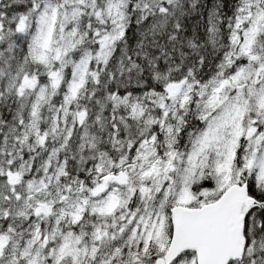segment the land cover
Here are the masks:
<instances>
[{
  "label": "snow or ice",
  "instance_id": "1",
  "mask_svg": "<svg viewBox=\"0 0 264 264\" xmlns=\"http://www.w3.org/2000/svg\"><path fill=\"white\" fill-rule=\"evenodd\" d=\"M0 264H264V0H0Z\"/></svg>",
  "mask_w": 264,
  "mask_h": 264
}]
</instances>
